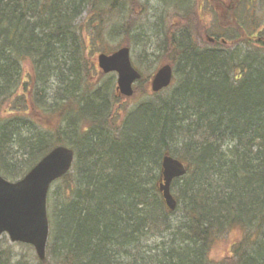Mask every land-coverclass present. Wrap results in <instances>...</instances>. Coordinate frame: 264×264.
Listing matches in <instances>:
<instances>
[{
	"label": "trees",
	"instance_id": "trees-1",
	"mask_svg": "<svg viewBox=\"0 0 264 264\" xmlns=\"http://www.w3.org/2000/svg\"><path fill=\"white\" fill-rule=\"evenodd\" d=\"M126 4L0 0V174L19 180L58 146L75 153L72 171L51 186L38 264H264V40L237 50L168 36L158 48L173 58L172 85L145 89L119 125L120 95L106 82L91 86L83 34L97 48L114 23L149 47L129 21L117 24ZM130 13L138 16L133 3ZM150 56L142 48L138 58ZM166 153L188 166L172 183L174 212L158 189ZM234 229L241 238L214 263L213 246ZM167 231L170 243L149 249L147 238ZM0 264H23L2 239Z\"/></svg>",
	"mask_w": 264,
	"mask_h": 264
},
{
	"label": "rangeland",
	"instance_id": "rangeland-1",
	"mask_svg": "<svg viewBox=\"0 0 264 264\" xmlns=\"http://www.w3.org/2000/svg\"><path fill=\"white\" fill-rule=\"evenodd\" d=\"M129 1V0H127ZM131 5L127 4L122 9L121 19L117 24H132L130 33L134 36H140L145 33L149 43L147 47L144 45L141 36L138 43L142 42V46L136 44V38L133 40L127 36L122 25L118 26L115 32L112 28L113 24L106 25L104 28V36H97L99 41L98 49L94 44L89 43L87 37L89 33L83 34L88 49L87 57L94 63L93 70L90 72L91 86L106 82L107 87L114 88L117 93V74H103L98 66V55L107 52L112 53L122 46H127L129 42L133 64L139 70L145 81L141 88L134 87V94L131 98L118 96L113 105L115 119L120 125L124 120L127 112L139 104L147 91L152 89V79L155 71L162 65L171 64L172 56H167L163 49L158 48L167 42V37L180 32L188 33L197 45H217L224 44L226 47H235L236 49H261L264 40V0H130ZM233 1H236L235 3ZM133 3L134 12H138V16L131 17L130 9ZM239 3V4H238ZM116 23V22H115ZM126 28V27H124ZM171 29V30H170ZM170 30V31H169ZM161 32V33H159ZM93 33V32H92ZM112 34L113 38L109 36ZM140 34V35H139ZM158 34L161 37H154ZM102 39V42L100 41ZM211 39H214L211 40ZM216 41V43H215ZM250 43V44H248ZM136 44V45H135ZM166 44V43H165ZM165 46V45H164ZM142 48H147L151 54L148 63L138 58L142 52ZM93 50H96L93 52ZM146 89V90H145ZM181 218L179 211L170 216L171 223L175 226ZM242 232L234 229L229 235L220 238L211 250V257L214 263L222 262L230 252L232 243L239 241ZM5 245L11 248L14 258L23 264H38L39 258L32 246L12 243L9 237L4 234L0 237ZM172 240L170 231L165 234L152 235L147 238L149 249L168 243Z\"/></svg>",
	"mask_w": 264,
	"mask_h": 264
},
{
	"label": "water",
	"instance_id": "water-1",
	"mask_svg": "<svg viewBox=\"0 0 264 264\" xmlns=\"http://www.w3.org/2000/svg\"><path fill=\"white\" fill-rule=\"evenodd\" d=\"M98 63L104 74H117L121 95L127 98L133 96L134 84L142 75L133 65L130 48L122 47L109 55L101 54ZM173 78V67L169 64L161 66L153 76L152 92L159 93L168 88ZM74 160L72 149L59 146L17 182H9L0 175V235L7 233L11 242L33 246L42 261L46 258L50 234L47 205L49 190L54 182L71 171ZM187 171L182 161L166 154L158 189L171 211H175L178 205L172 194V183L184 177Z\"/></svg>",
	"mask_w": 264,
	"mask_h": 264
},
{
	"label": "bare ground",
	"instance_id": "bare-ground-1",
	"mask_svg": "<svg viewBox=\"0 0 264 264\" xmlns=\"http://www.w3.org/2000/svg\"><path fill=\"white\" fill-rule=\"evenodd\" d=\"M211 40H213L214 41V39H211ZM215 43H216V41H215ZM126 115H128V112H127V114ZM15 134H17V132L15 131L14 132ZM22 138V137H21ZM24 139V138H23ZM166 154H168V153H166ZM166 154L163 156V158H162V162H161V167H162V163H163V159H164V157L166 156ZM170 155V154H169ZM171 156V155H170ZM171 157H173V158H175L174 156H171ZM176 159H178V158H176ZM187 166V165H186ZM187 168H188V166H187ZM176 199V198H175ZM163 201H164V203H165V200L163 199ZM177 201V200H176ZM165 206H166V203H165ZM166 208H167V206H166ZM168 209V208H167ZM177 209V208H176ZM169 210V209H168ZM171 211V210H170ZM172 212H174V211H172ZM168 243H170V242H168ZM168 243L166 244V246L168 245Z\"/></svg>",
	"mask_w": 264,
	"mask_h": 264
},
{
	"label": "flooded vegetation",
	"instance_id": "flooded-vegetation-1",
	"mask_svg": "<svg viewBox=\"0 0 264 264\" xmlns=\"http://www.w3.org/2000/svg\"><path fill=\"white\" fill-rule=\"evenodd\" d=\"M232 1V0H231ZM234 3L236 2V1H233ZM238 2H240L239 0H238ZM239 4V3H238Z\"/></svg>",
	"mask_w": 264,
	"mask_h": 264
}]
</instances>
